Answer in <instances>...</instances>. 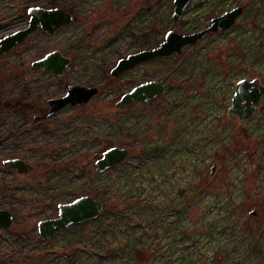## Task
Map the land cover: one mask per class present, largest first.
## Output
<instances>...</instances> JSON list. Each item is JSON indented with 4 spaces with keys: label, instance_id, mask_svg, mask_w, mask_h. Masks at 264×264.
Here are the masks:
<instances>
[{
    "label": "rangeland",
    "instance_id": "obj_1",
    "mask_svg": "<svg viewBox=\"0 0 264 264\" xmlns=\"http://www.w3.org/2000/svg\"><path fill=\"white\" fill-rule=\"evenodd\" d=\"M52 4L73 22L0 55V209L13 215L0 264H264V97L259 115L228 116L239 81L264 85V0H192L178 22L173 0H0V38L24 27L29 7ZM235 7L229 30L109 75L169 30L196 33ZM52 51L71 59L61 77L32 67ZM148 81L171 87L116 107ZM70 85L98 93L34 121ZM111 147L128 158L96 173L93 157ZM14 158L34 169L4 165ZM81 196L102 203L99 216L44 241L38 222Z\"/></svg>",
    "mask_w": 264,
    "mask_h": 264
},
{
    "label": "water",
    "instance_id": "obj_2",
    "mask_svg": "<svg viewBox=\"0 0 264 264\" xmlns=\"http://www.w3.org/2000/svg\"><path fill=\"white\" fill-rule=\"evenodd\" d=\"M192 0H173V22L182 19L186 8ZM243 14L242 7H235L224 14L211 20L210 25L205 29L192 34H179L174 30H169L163 41L155 48L144 49L127 55L119 59L111 68L109 75L113 78L119 77L136 66L153 61L159 58H167L181 54L184 47L195 45L199 40L207 35L218 31H226L232 28L237 19ZM28 25L18 31L5 35L0 39V55L9 52L22 43L30 34L38 28L45 31L46 34H53L60 28L68 26L73 22V15L68 11L55 7L44 8L40 6L30 7L28 10ZM71 59L61 54L59 51H52L42 58L34 61L32 67L42 69L45 72L55 74L61 77L64 71L70 66ZM171 85L161 81H148L141 83L129 92L125 93L116 103V107H122L137 102L145 104L158 96L164 94ZM98 93V88L87 87L84 85H70L66 94L59 98L48 100L49 110L41 117L48 118L65 108L66 106H77L87 104L93 96ZM264 97V85L259 79L239 81L235 86L231 105L228 108V116H236L239 122L246 121L254 115H259V104ZM36 116L34 121L39 120ZM129 156V150L121 147H111L102 153V156L96 161V173H104L116 165L122 164ZM95 155L93 158H96ZM8 168L15 169L18 173H28L34 167L25 161L14 158L4 161ZM215 167L211 168V172ZM103 205L100 201L91 196H81L72 202L59 204L58 215L56 218L45 219L38 222V232L44 241H48L54 235L73 225L80 224L89 220L96 219ZM252 211L250 215L255 216ZM13 222V215L4 209H0V228L10 229Z\"/></svg>",
    "mask_w": 264,
    "mask_h": 264
},
{
    "label": "flooded vegetation",
    "instance_id": "obj_3",
    "mask_svg": "<svg viewBox=\"0 0 264 264\" xmlns=\"http://www.w3.org/2000/svg\"><path fill=\"white\" fill-rule=\"evenodd\" d=\"M40 7H42V6H40ZM30 8V7H29ZM29 8H28V10H29ZM44 8H55V7H44ZM28 10L26 11L27 12V15H28ZM28 22H29V15H28ZM28 22L24 25V27H22V28H19V29H17L16 31H18V30H21V29H23V28H25L27 25H28ZM65 27V26H64ZM63 28V27H62ZM62 28H60V29H62ZM59 29V30H60ZM37 30H40V31H42V32H44L45 33V31L44 30H42L41 28H38ZM36 30V31H37ZM58 31V30H57ZM13 32H15V31H13ZM12 32V33H13ZM55 33V32H54ZM53 33V34H54ZM11 34V33H10ZM33 34V33H32ZM32 34H30L22 43H20V44H17V47L19 46V45H22ZM46 34V33H45ZM47 35H49V34H47ZM52 35V34H51ZM1 39V38H0ZM6 53V52H5ZM4 54V53H3ZM33 63V62H32ZM52 99V98H51ZM133 103V102H132ZM47 105H48V101H47ZM8 109V108H7ZM49 110V105H48V108H47V110H46V112ZM45 112V113H46ZM44 113V114H45ZM44 114H42V115H40V116H38V117H40V119L39 120H41V119H46V118H41ZM36 117V116H35ZM34 117V118H35ZM49 118V117H48ZM38 121V120H37ZM100 157H96V161L99 159ZM96 163V162H95Z\"/></svg>",
    "mask_w": 264,
    "mask_h": 264
},
{
    "label": "trees",
    "instance_id": "obj_4",
    "mask_svg": "<svg viewBox=\"0 0 264 264\" xmlns=\"http://www.w3.org/2000/svg\"><path fill=\"white\" fill-rule=\"evenodd\" d=\"M51 7H56V5L52 4ZM7 108H8L9 110H11V109H14L15 106H8ZM29 108H30V107H29Z\"/></svg>",
    "mask_w": 264,
    "mask_h": 264
}]
</instances>
